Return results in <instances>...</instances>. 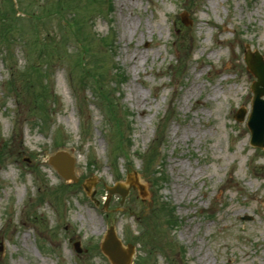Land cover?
<instances>
[{
	"label": "rangeland",
	"instance_id": "374dc122",
	"mask_svg": "<svg viewBox=\"0 0 264 264\" xmlns=\"http://www.w3.org/2000/svg\"><path fill=\"white\" fill-rule=\"evenodd\" d=\"M18 5L39 18L37 32L21 14L0 34V264H110L100 242L111 224L136 245L131 264H264V149L250 144L256 77L244 59L264 57V0ZM60 151L74 158L77 182L49 163ZM135 172L149 197L132 189L103 208L107 188Z\"/></svg>",
	"mask_w": 264,
	"mask_h": 264
},
{
	"label": "water",
	"instance_id": "95a60500",
	"mask_svg": "<svg viewBox=\"0 0 264 264\" xmlns=\"http://www.w3.org/2000/svg\"><path fill=\"white\" fill-rule=\"evenodd\" d=\"M185 19V16H184ZM245 60L248 68L255 74L257 80L253 84V111L250 115L248 125L252 130V143L264 147V59L259 51L251 52L247 51L245 54ZM245 112L243 110L237 115L238 119H243ZM50 161L54 164L59 172L66 178H72L77 181L78 178L74 174V159L67 152L60 151L50 157ZM136 187L140 190V194L143 198H146L148 192L146 186L140 183L137 177L128 180V185L118 184L109 188V195L106 201V205L113 193H120L123 199L130 191V187ZM89 190V187H87ZM79 245V243H77ZM102 251L110 258L112 264H131L133 254L135 252V246L128 244L125 247L122 241L118 238L114 226L108 229V232L101 245ZM80 250V248H79Z\"/></svg>",
	"mask_w": 264,
	"mask_h": 264
},
{
	"label": "trees",
	"instance_id": "16d2710c",
	"mask_svg": "<svg viewBox=\"0 0 264 264\" xmlns=\"http://www.w3.org/2000/svg\"><path fill=\"white\" fill-rule=\"evenodd\" d=\"M21 1V0H20ZM5 3L3 8L0 9V31L3 35V37H7L9 33H11V21L14 19V16L17 14V10L15 9L16 3L14 0H3ZM6 22H9L6 24ZM105 43H107L108 46H112V43L108 42V39L105 40ZM102 96L104 97V93L102 91ZM158 152L154 151L152 152L151 159L158 158Z\"/></svg>",
	"mask_w": 264,
	"mask_h": 264
},
{
	"label": "bare ground",
	"instance_id": "6f19581e",
	"mask_svg": "<svg viewBox=\"0 0 264 264\" xmlns=\"http://www.w3.org/2000/svg\"><path fill=\"white\" fill-rule=\"evenodd\" d=\"M140 57H142V52H140V53H136L134 56H133V63L134 64H137V62H138V60L140 59ZM199 87V85H197L196 84V82L195 83H193L191 86H190V88H189V90H188V95H187V97H188V99L195 93V90L197 89ZM214 91L216 92V89H214ZM144 113H145V109H143L142 110ZM257 200L259 199V197H256V196H254ZM26 238H28V237H26Z\"/></svg>",
	"mask_w": 264,
	"mask_h": 264
}]
</instances>
